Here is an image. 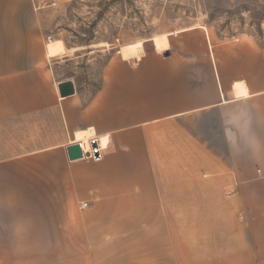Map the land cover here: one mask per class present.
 I'll use <instances>...</instances> for the list:
<instances>
[{
    "label": "crops",
    "instance_id": "crops-1",
    "mask_svg": "<svg viewBox=\"0 0 264 264\" xmlns=\"http://www.w3.org/2000/svg\"><path fill=\"white\" fill-rule=\"evenodd\" d=\"M208 27L62 97L35 27L0 26V134L30 130L0 143V264H264V43ZM92 134L103 158L71 160Z\"/></svg>",
    "mask_w": 264,
    "mask_h": 264
},
{
    "label": "rangeland",
    "instance_id": "rangeland-1",
    "mask_svg": "<svg viewBox=\"0 0 264 264\" xmlns=\"http://www.w3.org/2000/svg\"><path fill=\"white\" fill-rule=\"evenodd\" d=\"M10 25L35 27L45 52L47 42H60L62 53L48 57L54 75L73 80L89 97L127 44L141 41L142 58L150 51L167 55L170 50L155 49V36L169 34L172 48L180 31L202 26L221 39L249 34L264 43V0H0V26L8 32ZM3 128L0 143L7 156L21 153L29 128L16 130L14 122Z\"/></svg>",
    "mask_w": 264,
    "mask_h": 264
},
{
    "label": "water",
    "instance_id": "water-1",
    "mask_svg": "<svg viewBox=\"0 0 264 264\" xmlns=\"http://www.w3.org/2000/svg\"><path fill=\"white\" fill-rule=\"evenodd\" d=\"M59 90L62 97L70 96L76 93L73 80H64L59 83ZM96 146V144H94ZM69 158L71 160L81 159L84 157L83 150L79 143H73L67 146Z\"/></svg>",
    "mask_w": 264,
    "mask_h": 264
},
{
    "label": "built area",
    "instance_id": "built-area-1",
    "mask_svg": "<svg viewBox=\"0 0 264 264\" xmlns=\"http://www.w3.org/2000/svg\"><path fill=\"white\" fill-rule=\"evenodd\" d=\"M88 141L89 142H84V143L82 141H76L75 143L80 144L84 153V157L100 160L103 156V148L100 146L99 137H97L95 134H92L89 136ZM84 144H89L90 146L89 151H86ZM94 144H96V146H94ZM87 206H89V203H85V202L80 203L81 208H85Z\"/></svg>",
    "mask_w": 264,
    "mask_h": 264
},
{
    "label": "bare ground",
    "instance_id": "bare-ground-1",
    "mask_svg": "<svg viewBox=\"0 0 264 264\" xmlns=\"http://www.w3.org/2000/svg\"><path fill=\"white\" fill-rule=\"evenodd\" d=\"M62 51H63L62 44L60 42H56V41L55 42H48V55L49 56H56V55L62 53ZM132 59H134V58H132ZM132 59H130V60H132ZM136 59L134 61L135 63H137L140 58H136ZM236 93L238 95L246 94L247 93L246 90H245V88H244V85L243 84H237L236 85ZM76 134H77V137L76 138H82L85 135V133H81V132L76 133ZM88 148H89L88 145H86L85 146L86 151H89Z\"/></svg>",
    "mask_w": 264,
    "mask_h": 264
}]
</instances>
